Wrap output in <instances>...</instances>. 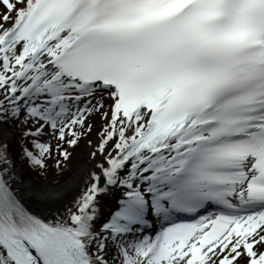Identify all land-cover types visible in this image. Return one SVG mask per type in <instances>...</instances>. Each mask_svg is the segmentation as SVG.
<instances>
[{
	"label": "snow or ice",
	"instance_id": "obj_1",
	"mask_svg": "<svg viewBox=\"0 0 264 264\" xmlns=\"http://www.w3.org/2000/svg\"><path fill=\"white\" fill-rule=\"evenodd\" d=\"M0 264H264V0H0Z\"/></svg>",
	"mask_w": 264,
	"mask_h": 264
},
{
	"label": "bare ground",
	"instance_id": "obj_2",
	"mask_svg": "<svg viewBox=\"0 0 264 264\" xmlns=\"http://www.w3.org/2000/svg\"><path fill=\"white\" fill-rule=\"evenodd\" d=\"M90 150L91 149L88 146L86 150L82 151L78 155L76 164L71 170V172L69 173V178L67 179V181H65L64 183L60 185H54L53 184L54 181H51V182L45 183L42 186H36V187L37 188L43 187V188L50 189V190H60L61 194L63 195L65 199H71V197L75 195L76 192L78 191L80 180H81V177L84 171H86V169L90 167L89 158H88V153ZM26 183L34 184L30 181Z\"/></svg>",
	"mask_w": 264,
	"mask_h": 264
},
{
	"label": "rangeland",
	"instance_id": "obj_3",
	"mask_svg": "<svg viewBox=\"0 0 264 264\" xmlns=\"http://www.w3.org/2000/svg\"><path fill=\"white\" fill-rule=\"evenodd\" d=\"M97 123H99V121H97ZM89 139H92V137H89ZM87 147H88V145L85 143V141L82 140L80 142V144L73 150V155L66 162V164H67L66 168H64L62 171H58L57 169L50 167L46 173V175H48L47 179H45V181H41L38 183H35L36 181L32 177L33 174L28 171L27 167L25 165H22L23 166L22 170H23L24 179L28 180V181L32 180L33 182L35 181L34 182L35 186H42L47 181L48 182L54 181V183H53L54 185H60V184L64 183L69 178V173L71 172V170L75 166L78 155L82 151L86 150ZM14 150L16 151L15 147H14Z\"/></svg>",
	"mask_w": 264,
	"mask_h": 264
},
{
	"label": "trees",
	"instance_id": "obj_4",
	"mask_svg": "<svg viewBox=\"0 0 264 264\" xmlns=\"http://www.w3.org/2000/svg\"><path fill=\"white\" fill-rule=\"evenodd\" d=\"M36 177H38V176H36Z\"/></svg>",
	"mask_w": 264,
	"mask_h": 264
}]
</instances>
